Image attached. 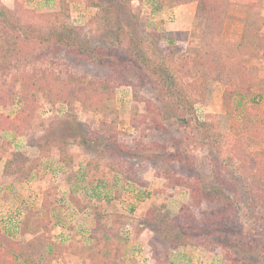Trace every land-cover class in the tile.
Listing matches in <instances>:
<instances>
[{"label":"rangeland","instance_id":"1","mask_svg":"<svg viewBox=\"0 0 264 264\" xmlns=\"http://www.w3.org/2000/svg\"><path fill=\"white\" fill-rule=\"evenodd\" d=\"M131 1L128 14L124 11L120 12L121 17H116L114 13V23L104 28L99 21L103 16L101 8L123 9L121 0H0V9L4 7L15 19H19L12 33L22 35V58L36 56L40 61L35 66L24 62L21 69H7L9 72L4 86L12 82V77L17 76L18 92L24 83L32 80L37 71H48L51 68L56 71L67 68L70 73L93 79L104 78L109 74L107 69L79 61L74 56H67L66 51L62 50L59 54H49L42 59V41L54 35L63 37V30L53 22L55 14H59L61 19L66 18L69 25L77 29L76 34L78 33L80 40L89 41L91 47H118L121 38L117 28L120 25L129 34H136L137 38H147L150 33L159 32L164 33L167 39L175 37L170 32H187L189 35L186 43L175 40L166 44V53L179 52L177 57L184 55L186 46H200L202 23L196 17V3L173 7L171 0ZM258 6L264 15V2H259ZM246 12L245 4L236 2L229 5L223 35L236 45L242 40ZM262 32L264 34V27ZM4 35L3 41H8L13 46L14 40L10 42L9 39L11 36L6 33ZM243 65L248 69L256 68L259 78L264 79L262 49L244 59ZM133 75L129 79L131 84L120 86L115 96L108 101L107 110L93 113L79 103H75L72 108L67 104L52 105L47 93L39 91L30 99L34 113L25 112L34 114L33 125L23 126L22 134L0 131V227L17 241H27L38 233L39 229H34L33 219L38 215L43 216L42 199L48 190L52 195L49 198L52 203V226L47 234L51 241L48 252L57 255L51 264H83V253L93 243L91 235L96 227V203L101 205L102 214L109 216L102 222L104 226L99 228L100 232L97 234L102 235L112 229L115 235L120 236V243L117 245L123 255L119 264H232L226 254L230 251L222 245L174 246L170 244L171 239H165L164 235L157 236L146 228L148 225L144 223V215L154 206L162 208L163 217L167 220H174L180 215L182 206L190 204V190L187 187L173 186L172 181L157 174L158 170L151 165L152 162L148 165L144 163L145 169L139 173L143 182L137 184L125 181L111 170L105 160H101V152L97 149L100 147L104 150L109 146L106 145V139L92 138L89 132L105 123L115 126L120 142L132 149L139 142L146 145L152 142L166 145L169 140L173 144L184 139L186 148L196 144L194 155L197 162L194 170L177 164L171 170H176L177 176L189 179L198 172L205 183L213 178L209 146L196 143L191 136L194 133L193 127L179 121L176 110L166 96L150 85L141 86L142 102L135 100L133 90L135 86L140 87V83L135 74ZM195 78L193 75L187 81ZM229 93L231 92L227 86L210 81L203 90L191 93L195 103L193 112L200 122L209 125L210 135L238 140L245 134L247 127L245 115H255L256 112L248 109L254 106L264 109V86L254 87L242 102L237 101V98L234 101L229 100ZM17 101L16 99L15 105L10 107L0 106V114L16 117L22 110V105ZM156 107L166 114L167 117L163 120L169 132L155 130L150 124L148 108ZM135 112L140 116L134 117ZM137 120H142L143 123L138 124ZM55 135L71 139L68 149L72 162L62 161L64 164H60L56 147L48 150L47 146L40 148L37 145H42L46 138ZM73 139L80 142L86 140L88 143L80 145ZM247 148L255 150L258 147L249 145ZM170 150L175 148L171 146ZM131 162L138 163L139 158ZM234 163L236 166L240 165L239 161L235 160ZM166 165L161 163L159 171L168 168ZM32 174L37 178L35 185L27 183ZM44 181L47 183H43ZM43 184L44 188L41 186ZM71 195L81 199L84 211L75 208L70 199ZM185 225L191 227L190 223ZM256 261L257 264H264L261 256ZM31 262H25L24 258L18 259V264H40L39 260Z\"/></svg>","mask_w":264,"mask_h":264},{"label":"trees","instance_id":"2","mask_svg":"<svg viewBox=\"0 0 264 264\" xmlns=\"http://www.w3.org/2000/svg\"><path fill=\"white\" fill-rule=\"evenodd\" d=\"M171 1L173 7L196 3V17L202 23L199 47L186 46L184 55L177 57L179 52L166 53L168 50L166 44L175 40L186 43L189 35L187 32H170L176 38L165 39V34L159 32L150 33L147 38H137L136 34L126 32L123 25L117 28L121 38L118 47L113 45L91 47L89 41L80 40V36L76 34L77 29L71 27L66 18L61 19L59 14H55L53 22L63 30V37L54 35L42 41L44 47L41 51L42 59L49 54H59L62 50L66 51L67 56H74L79 61L107 69L109 74L104 78L93 79L86 75L70 73L67 68L59 71L54 68L48 71L40 70L32 76L30 82L24 83L18 92L17 76L12 77L9 85L4 86L9 72L7 69H21L24 62L35 66L40 61L36 56L22 58L23 52L20 48L22 35L12 33L19 19H15L9 10L1 8L0 106H13L17 99V103L22 105V110L16 117L0 114V131H15L22 134L23 126L33 125L34 114L25 112L34 113L30 99L39 91L47 93L49 103L52 105L67 104L72 108L75 103H79L93 113L107 110L109 109L107 103L115 96L117 89L130 85L129 79L135 74L140 83V87L135 86L133 90L135 100L141 103L143 100L140 94L141 86L150 85L155 91L166 96L176 110L179 121L193 127L194 133L191 136L196 143L209 146L213 178L205 183L198 172L189 179L177 176V171L171 170L175 164L194 170L197 162L194 155L196 144L186 148L184 139L173 144L169 140L166 145L157 142L150 145L137 142L132 149L120 142L115 126L105 123L89 132L92 138L106 139V145L109 146L107 149L101 150L97 147L101 152V160H105L116 175L127 182L137 184L143 182L139 173L145 169L144 163L148 165L152 162L151 165L156 167L158 175L172 181L175 187L184 186L190 190V204L183 205L180 215L174 220L165 219L161 207L154 206L145 213L144 223L152 233L171 239L170 244L174 246L210 247L219 244L230 251L226 254L232 264H257V257L261 256L264 259V109L257 106L248 109L256 112L255 115L251 113L245 115L247 127L246 130L243 129L245 134L238 140L219 138L210 135L209 125L200 122L194 116L195 103L191 93L203 90L210 81H216L229 88L231 92L229 100L234 101L237 98V101L242 102L254 87L264 86V79L259 78L258 70L248 69L243 65V60L250 58L258 49L264 52L262 32L264 15L258 6V3L264 0ZM121 2L124 4L123 9L101 8L103 12L99 20L102 22L101 26L105 28L112 25L115 16L121 17L120 12L125 11L128 14L132 1ZM236 2L247 7L242 40L238 45L223 35L229 5ZM5 33L11 36L10 42L14 40L13 46L9 45L8 41H3ZM193 75L197 79L187 81ZM147 103L151 104L150 101ZM148 112L150 124L155 130L169 132L163 120L167 116L162 109L148 108ZM138 116L139 113L135 112L134 117ZM137 123L141 124L143 121L137 120ZM73 140L80 145L88 143L86 140L81 142L78 139ZM70 144L71 139L55 135L46 138L42 145L40 143L37 145L40 148L47 146L48 150L56 147L63 162H72L68 149ZM170 144L175 150H170ZM249 145L258 148L248 149ZM135 158H139L138 163L131 162ZM235 160L239 161V166H236ZM161 163L167 164L168 168L159 171ZM70 199L75 208L85 210L78 196L71 195ZM94 206L96 227L91 235L93 243L87 246L83 253V264H119L123 255L117 245L120 243V236L115 235L112 229L102 235L97 234L100 232L99 228L104 226L102 222L109 216L102 214L101 205L96 203ZM51 207V201L46 198L41 206L43 216L38 215L33 219L34 229H39V232L30 240L17 241L0 227V264H18V259L21 258H24L25 262L39 260L40 264H51L56 259V254L48 252L51 244L47 237L52 226ZM186 223H190L191 227H186ZM153 247L155 248V245Z\"/></svg>","mask_w":264,"mask_h":264},{"label":"crops","instance_id":"3","mask_svg":"<svg viewBox=\"0 0 264 264\" xmlns=\"http://www.w3.org/2000/svg\"><path fill=\"white\" fill-rule=\"evenodd\" d=\"M49 150H50V149H49ZM47 151H48V150H47ZM47 151H46V152H47ZM48 160H49V159H48ZM52 160H54V159H52ZM58 160H59L60 164H64V163L62 162L61 154H60L59 150H58ZM59 162H58V163H59ZM33 172H34V170H33ZM4 177H5V176H4ZM5 178H6V177H5ZM35 180H37V178L35 177L34 174H32V175L30 176L29 180H27V181H29V182H27V183H28L29 185H31V184H32V185H33V184L35 185V183H36ZM43 183L46 184L47 182L44 181ZM40 184H42V182H40ZM39 186H40V185L37 186V189L40 188ZM41 186L44 188V184L41 185ZM38 190H39V189H38ZM39 192H40V190H39ZM49 192H50V191H48V190L45 192V197L43 196L42 204H43L44 200H46V198L49 199V198L52 196ZM42 193H43V191H42ZM43 194H44V193H43ZM49 200H50V199H49ZM32 237H33V236H32ZM32 237H30L28 240H30Z\"/></svg>","mask_w":264,"mask_h":264}]
</instances>
